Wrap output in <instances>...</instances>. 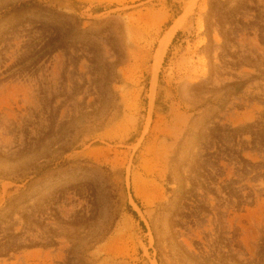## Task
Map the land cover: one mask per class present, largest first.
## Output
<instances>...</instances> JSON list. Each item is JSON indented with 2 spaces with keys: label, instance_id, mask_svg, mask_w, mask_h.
Segmentation results:
<instances>
[{
  "label": "rangeland",
  "instance_id": "374dc122",
  "mask_svg": "<svg viewBox=\"0 0 264 264\" xmlns=\"http://www.w3.org/2000/svg\"><path fill=\"white\" fill-rule=\"evenodd\" d=\"M0 264H264V0H0Z\"/></svg>",
  "mask_w": 264,
  "mask_h": 264
},
{
  "label": "bare ground",
  "instance_id": "6f19581e",
  "mask_svg": "<svg viewBox=\"0 0 264 264\" xmlns=\"http://www.w3.org/2000/svg\"><path fill=\"white\" fill-rule=\"evenodd\" d=\"M164 49V48H163ZM161 56H162V58H163V56H164V52L163 51H161Z\"/></svg>",
  "mask_w": 264,
  "mask_h": 264
}]
</instances>
